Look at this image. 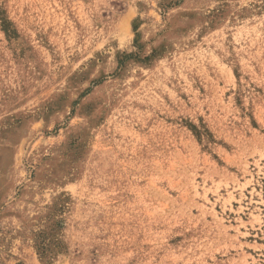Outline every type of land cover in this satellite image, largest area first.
<instances>
[{
    "label": "rangeland",
    "instance_id": "1",
    "mask_svg": "<svg viewBox=\"0 0 264 264\" xmlns=\"http://www.w3.org/2000/svg\"><path fill=\"white\" fill-rule=\"evenodd\" d=\"M0 264H264V0H0Z\"/></svg>",
    "mask_w": 264,
    "mask_h": 264
}]
</instances>
